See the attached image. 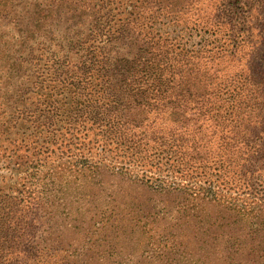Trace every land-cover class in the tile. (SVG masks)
Returning <instances> with one entry per match:
<instances>
[{
  "label": "trees",
  "instance_id": "trees-1",
  "mask_svg": "<svg viewBox=\"0 0 264 264\" xmlns=\"http://www.w3.org/2000/svg\"><path fill=\"white\" fill-rule=\"evenodd\" d=\"M105 184L159 264H264V0H0V264H93L38 198Z\"/></svg>",
  "mask_w": 264,
  "mask_h": 264
},
{
  "label": "rangeland",
  "instance_id": "rangeland-1",
  "mask_svg": "<svg viewBox=\"0 0 264 264\" xmlns=\"http://www.w3.org/2000/svg\"><path fill=\"white\" fill-rule=\"evenodd\" d=\"M111 185L105 184L107 190L99 192L94 200L90 197L94 191L88 187L76 189L75 185L51 195L46 203L43 193L39 194L37 211L43 223L39 228L43 235L40 243L54 244L66 250L64 256L70 254L72 259L90 260L93 264H159L160 258L151 257L153 250L136 245L138 234L123 226L124 219L110 217L113 211L108 207L116 189ZM105 201L107 217L93 209L105 205ZM106 222L107 226H103Z\"/></svg>",
  "mask_w": 264,
  "mask_h": 264
}]
</instances>
